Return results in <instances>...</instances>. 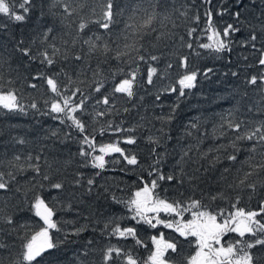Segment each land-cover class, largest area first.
<instances>
[{"label": "snow or ice", "instance_id": "obj_1", "mask_svg": "<svg viewBox=\"0 0 264 264\" xmlns=\"http://www.w3.org/2000/svg\"><path fill=\"white\" fill-rule=\"evenodd\" d=\"M92 2L94 19L86 20L77 17L88 0H77L75 7L74 0H0V14L7 21H0V113L27 115L31 110L34 117L59 121V125L69 130L62 132L59 126L48 129L44 139L52 140V144H40L35 155L22 150L9 155V141L0 142V204L7 206L9 201L19 198L12 211L0 207V264H41L50 250L75 243L73 237L89 228L93 238L82 245L76 264H264V19L259 23L242 21L241 13L235 12L234 23L218 27L209 8L203 14L206 22L201 30L208 42L180 37V46L192 50L197 57L218 58L221 53L230 54L236 45L251 49L255 66L260 69L243 80L246 87L253 86L259 99L246 103L248 91H237L239 98L226 115L220 114V123L213 125L211 133L202 130L198 120H189L180 126L179 134L173 135L181 101L196 87L198 76L207 80L215 71L212 67L189 70L188 55L178 57V67L183 73L162 89L164 93L175 94L176 101L165 105L160 91L154 97L153 109L166 106L167 112L138 113L137 122L129 127L124 126L123 120L120 123L107 120L96 128L101 118L120 114L115 107L117 94H123L128 102L135 97L142 101L139 90L154 86L153 77L158 69L153 65L164 53L153 54L150 49H157L158 45L152 40L159 42L166 35L154 36L158 31L155 23L159 21L164 27L163 21L171 20V16L164 14L169 0ZM203 2L210 4L211 0ZM226 12L224 9L216 15L223 16ZM180 15L188 18L186 10ZM261 16L264 17V12ZM191 19L197 27L189 28L187 37L197 33L201 16L197 13ZM172 23L175 27V22ZM90 25L96 31L84 38ZM15 28L26 32L10 31ZM237 33H241L239 40L234 39ZM174 35L167 34L169 39ZM194 44L206 51H196ZM85 45L87 52L82 51ZM78 46L81 51H77ZM248 58L243 57L244 61ZM110 61H120L127 70L118 66L113 71L109 67L105 75L102 66ZM141 63L147 66L146 81L137 79ZM172 67L168 63L165 72ZM246 67L251 69L253 65ZM121 75L124 78L116 83ZM231 75L237 77L239 73L233 71ZM77 83L84 87H74ZM109 83L110 90L106 87ZM25 87L47 90L40 94L43 106L35 97L27 104L23 102ZM142 106L133 103L123 112L130 113ZM12 127L15 126L9 125ZM142 129L148 133L143 137L149 146L146 168L138 159L141 137L136 133ZM109 133L116 139L97 143V136ZM3 134L0 129V135ZM209 138L212 145L202 150L201 145ZM221 139L227 143H219ZM185 140L189 142L182 143ZM10 142L13 146L29 143L22 136H11ZM57 142L79 146L76 155L81 160L70 179L65 171L72 163L71 157L63 162L56 157L52 161L48 158L47 153ZM241 153L243 160H239ZM112 154L119 155L106 161L105 157ZM42 156L47 166L43 171ZM223 161L228 166L218 167ZM109 163L120 164L121 173L129 171V166L140 169L133 181L139 186L126 198L111 191V185L97 183V177L102 176ZM87 169L93 170L91 175L86 174ZM26 172L32 173L30 178L24 177ZM58 176L61 178L57 179ZM69 187L83 191L69 193L70 198L64 201L61 197ZM115 188L126 191L119 184ZM93 194L97 200L102 197L113 205L123 206L119 215L111 213L103 223L95 220L99 236L109 240L99 248L93 247L98 243L97 227L92 225L97 212L84 217L88 223L76 226L82 214L73 208L77 198L83 202ZM254 199V209L239 206ZM66 210L76 211L78 219H54L58 212ZM25 212L31 215L21 223L18 217ZM162 213L168 218H161ZM185 214L190 219H185ZM161 226L175 235L165 239L164 232L159 231ZM52 230L63 233V239L57 237L54 242ZM141 230H155L156 234L141 239ZM230 234L235 235L225 239ZM111 238H116L117 243L112 244ZM129 240L134 243L130 245ZM186 246L194 250L192 254H186ZM139 249L148 252L146 258L138 255ZM95 255L99 256L98 261L90 258Z\"/></svg>", "mask_w": 264, "mask_h": 264}, {"label": "trees", "instance_id": "obj_2", "mask_svg": "<svg viewBox=\"0 0 264 264\" xmlns=\"http://www.w3.org/2000/svg\"><path fill=\"white\" fill-rule=\"evenodd\" d=\"M77 0H74L73 6H76ZM92 0H88V3L85 5L83 9H80L78 13V17H83L87 19H94L91 14V9L93 7ZM211 8L213 13V23L218 27H223L228 23H234V19L232 13L240 12L242 21H247L251 23H259L261 19L264 17L261 16V13L264 12V0H211L210 4H206L203 0H169V7L167 10V15L171 16V20L163 21L164 27H161V23L157 21L155 23V27L158 29L155 35H159L160 33H165L166 35L161 38L159 42L152 40L153 44H157V49H150L153 51V54L160 55L161 52L164 53L163 58L153 66H156L158 72L156 76L153 77L154 86H148L146 89L139 90V96L143 97V100H139L138 97L133 98L132 102H128L127 99L123 96V94H117L119 99L116 102L115 107L120 110L119 115L109 116L107 118H101L100 121L95 124L96 128L103 126L107 120H113L115 123H120L123 120L124 126L129 127L135 124L138 120L139 115H152L153 111L155 114H160L161 111L167 112L168 108L165 106L163 109L156 108L153 109V100L157 93L160 91L161 99L163 100L165 105L172 104L176 101V95L171 93H164L162 89L171 83L172 81L178 79V74L183 73V69L178 67V57L181 55L189 56V70L204 69L208 67H212L215 69L214 73L211 75L210 79H204L203 76H198L197 85L195 88L191 89L189 94L184 98L180 103L179 115L177 120L173 124L174 132L173 135L179 134L178 129L183 124L187 123L189 120L196 121L198 120L202 130L207 129L209 133H211L213 125H218L220 123L219 116L220 114H227V111L235 104L236 99L239 97L236 95L237 91H248L249 100L246 101L252 102L253 100H258L259 95L253 91V86H245L243 84V80L245 76H250L254 73H257L260 69L255 66L256 61L255 58L251 55V49L241 47L239 45L234 46L233 51L230 54L221 53L218 58H209L204 55L201 57H197L192 50L187 47H181L180 37H185L187 40H195L198 38L199 43H207V36L201 31L205 25L204 12ZM173 9H177L178 11H173ZM227 9V12L223 16H218L216 13ZM188 12V18H185L180 15V12L183 11ZM97 11L99 8L97 7ZM199 13L201 16L200 24L198 26L197 33L194 37H187L186 32L189 28L197 27L195 22L191 19L195 14ZM162 19V17H161ZM0 21L7 22L6 18L3 17V14H0ZM172 21L175 22V27L173 26ZM90 30H86V34L84 38L87 36H91L96 28L94 25H90ZM16 31L19 33L20 31H25L22 28L10 29V31ZM101 32L103 30H100ZM174 33V37L169 39L167 34ZM241 38V33H237L234 37L235 40H239ZM147 45V41L145 42ZM115 47V45H112ZM259 46V45H258ZM196 51L204 52L206 50H202L198 48L197 45L194 44ZM77 51H81L80 47H77ZM83 52H87V46L85 45L82 49ZM248 56V60L244 61L243 57ZM95 58H93L92 64L95 67ZM168 63H172L173 67L171 69L166 70V65ZM246 64H251L253 67L250 69L246 67ZM124 67L127 70V66L122 64L120 61H110L108 65H103V69L105 75L108 74L109 67L115 71L117 67ZM238 72L239 75L237 77H233L231 72ZM91 73H89V77ZM167 77V78H166ZM124 77L121 75L115 81L119 82V79H123ZM80 79H83L81 77ZM138 80L147 79V66L142 64L140 65V76L137 78ZM109 80L111 77L109 76ZM35 82V81H33ZM19 87V85H17ZM79 87H84L83 84L77 83ZM109 90L111 88V83L106 86ZM46 89H37L33 90L25 87V100L23 101L25 104L29 103L32 97H35L38 101H40L42 105V97L41 93L46 92ZM188 91V90H186ZM47 98V97H43ZM135 103L137 105H143L142 107L134 108L130 113H124V108H131L132 104ZM159 103V102H157ZM91 111V109H89ZM260 118V117H254ZM90 123V121H89ZM9 125L15 126L9 128ZM59 126L63 131H69L67 128H64L62 125H59V121H53L47 117L33 116L31 110H29V114L27 115H12L0 113V129L4 130V134L0 135V142L9 141L8 150L9 155H11L15 151H23V153H27L31 151L33 155L39 151V145L52 144V140H45L44 137L48 135V129L56 128ZM159 127V124H157ZM91 131V128L89 129ZM141 137L139 141V156L138 159L141 160V164L143 167H147L149 161L147 160L149 146L145 144L143 137L147 136L148 133L145 130H140L136 133ZM11 136H22L29 141V143L25 146L15 145L10 142ZM116 137L111 135L110 133L105 137L97 136V143H109L112 140H115ZM189 141L185 140L182 143H187ZM219 143H227L226 140L221 139L218 141ZM174 143L170 142L171 144ZM213 140L211 138L207 139L203 145H201L202 150H206L210 145H212ZM78 145L68 142L67 146L60 145L58 142L55 144V148L47 153L50 161L53 160V157L59 159V161L63 162L69 160L71 157L72 163L67 167L65 174L68 175L69 179L71 178V174L76 171L79 166L81 158L76 155L78 150ZM121 147H125V145L121 144ZM98 154V153H97ZM119 154H112L111 156H106V161H111L113 157L118 156ZM244 159V154L241 153L239 156V160ZM42 171L46 169V165L44 164L43 156L40 161ZM54 167H62L60 164H54ZM228 162L223 161L221 165L218 167H227ZM121 165L109 163L107 165V170L103 171L101 177H97L98 184L111 185V191H115L117 196L127 197L129 192L135 191L138 184H133V181L137 180L138 175L140 174V169H133L129 166V171L125 173H121L119 171ZM92 169H87L86 174L91 175ZM32 175L31 172L24 173L25 178H30ZM61 177H57L59 179ZM55 182V181H54ZM119 184L120 189H126V191H118L115 188V185ZM167 187V185H165ZM76 191L82 192L83 189H72L71 187L67 188L63 196L62 200L67 201L69 197V193ZM52 195H56L55 192ZM169 195H173V193H169ZM19 199V198H17ZM17 199H12L9 201L8 205L5 206L0 204V207H3L6 212L12 211V205L17 203ZM51 206V205H50ZM240 207H245L246 210L254 209L256 207V200H252L251 203L247 201H243ZM220 207H226L225 204H220ZM73 208L78 210L82 215L79 218V222L76 226L80 224L88 223L84 217H88L90 212H97V215L92 218V225L97 227V234L95 239L98 243L93 245L94 248L102 247L107 244L109 240L107 238L102 239L98 232L99 226L95 225V220L100 219L103 223L105 217L110 215L111 213H116L119 215L121 210L123 209L122 205H113L110 200H105L102 197L97 200L95 194L92 195L91 198L85 197L83 202L77 201L74 202ZM126 212V210H124ZM99 213H103V216L99 215ZM30 213H22L18 219L23 223L28 219ZM190 216L185 214V219H188ZM62 218L63 220H77L76 211L74 210H66L64 212H58L54 219ZM162 218H168L165 214H162ZM38 220V218H36ZM159 231L164 232L165 239H168L171 235H175L171 229H165L162 226L159 228ZM156 234L155 230H141L140 238L146 239L147 237ZM93 232L91 228L88 231L82 232L79 237H73L76 240L75 243L72 244H62L60 247L50 250L48 254L45 255L44 260L41 264H76V255L78 252L82 251V245L87 242L89 239L93 238ZM235 234H230L225 239H231ZM53 241L56 242L57 237L63 239V233L56 232V230H52ZM112 244L117 243L116 238H111L110 241ZM128 243L131 245L134 243L129 240ZM148 246L151 248V242L148 241ZM194 250H188L186 246V254H192ZM138 255L142 258H146L148 252L139 249ZM94 260H99V256L95 255L90 257Z\"/></svg>", "mask_w": 264, "mask_h": 264}, {"label": "rangeland", "instance_id": "obj_3", "mask_svg": "<svg viewBox=\"0 0 264 264\" xmlns=\"http://www.w3.org/2000/svg\"><path fill=\"white\" fill-rule=\"evenodd\" d=\"M163 214V213H162ZM162 214H161V218H162ZM166 215V214H165ZM188 219H190V217L188 218Z\"/></svg>", "mask_w": 264, "mask_h": 264}]
</instances>
